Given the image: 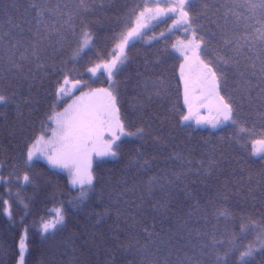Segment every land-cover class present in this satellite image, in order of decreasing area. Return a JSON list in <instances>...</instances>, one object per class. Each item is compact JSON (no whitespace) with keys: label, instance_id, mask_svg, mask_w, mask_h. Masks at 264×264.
Returning a JSON list of instances; mask_svg holds the SVG:
<instances>
[{"label":"trees","instance_id":"obj_1","mask_svg":"<svg viewBox=\"0 0 264 264\" xmlns=\"http://www.w3.org/2000/svg\"><path fill=\"white\" fill-rule=\"evenodd\" d=\"M33 3L39 0H0V95L7 98L0 103V264L17 263L24 231L25 264H218L217 257L220 264H241V252L249 249L247 264H264V159L252 146L264 139V83L259 63L250 67L248 50L236 57L239 71L225 68L227 86L221 82L236 123L200 128L181 121L186 107L174 42L183 33L167 32L173 16L149 25L128 45L114 78L125 129L137 134L119 142L116 158L93 163L92 190L81 202L80 189L65 173L29 162L28 150L71 98L56 94L65 77L82 81L80 91L108 82L102 71L94 78L88 69L114 55L149 0H48L47 7L61 12L45 14L44 25L55 23L60 35L39 45V61L31 56L37 39ZM235 3L242 0H195L190 6L191 29L211 40L212 49L224 34L244 35L243 17L250 15L244 7L233 8L239 21L225 17L226 5ZM85 32L91 44L77 56ZM204 59L216 57L210 50ZM152 81H163L165 90L157 95ZM57 207L63 223L43 234L41 224Z\"/></svg>","mask_w":264,"mask_h":264},{"label":"snow or ice","instance_id":"obj_2","mask_svg":"<svg viewBox=\"0 0 264 264\" xmlns=\"http://www.w3.org/2000/svg\"><path fill=\"white\" fill-rule=\"evenodd\" d=\"M83 2V0H81ZM195 0H175V3L166 4L165 7H157L153 12V18H159L161 14L164 16L175 14L174 23H183L192 27L194 19L189 14L190 6ZM48 0H39V4L33 3L31 5L32 10L35 11L37 17V30H36V43L31 46V56L39 61L41 59L39 45L42 44L49 36L55 34L60 35V29L57 28L55 23L50 25H44L45 14L55 15L61 12L59 6L56 8L47 7ZM242 6L250 13L249 16H244L243 19L246 22L244 29V35L240 37H229L224 34L220 38V46L212 49L211 40L206 41L203 36H198L196 30L192 29V39L185 45V60H193L194 65H189V71L195 67L199 72L198 83L200 84V94L196 95L197 89L190 84L189 77L185 76V65H181V79L184 81V104L188 107V114L182 115L181 121L188 122L192 119V106L194 103H198L200 107H205L208 103H212L215 107L219 117L214 121H205L203 117L196 121L197 124L211 123L212 127H216L219 124L226 122L236 123L234 118V107L231 99H226L225 96L220 94L221 82L224 86H227V74L225 68L229 66L236 67L239 71V61L236 59L238 55L242 53L244 49H247L250 55L247 57L252 61L250 67L256 69L257 62L259 63V79L261 83H264V0H242V3H235L232 6H227L228 11L225 13V17L229 14L233 15L237 21L241 19V14L233 10L234 7ZM145 11L152 12L151 9H145ZM145 12H140L137 17L136 26L131 28L126 36L122 38L121 44L118 46L120 51L123 52L127 46L129 39L133 36H142L143 33L140 29L147 25L140 22V18L144 17ZM71 15L68 16L66 23L71 21ZM255 21V23H250ZM44 26V34L41 35V26ZM187 30V29H185ZM85 36L88 33H84ZM163 36V33H161ZM85 44L77 49L76 55L78 56L84 51ZM17 44L12 45V49L15 50ZM215 55V61L211 59H204V57L210 54ZM27 51V50H26ZM190 53V55H189ZM12 55H15V51H12ZM27 59L24 53H20V60ZM127 60L126 54L122 57H117L109 64L104 65L108 69V78L111 81L115 75L121 71V65ZM13 66H16L13 62ZM38 68H42V64H37ZM100 66L96 68H90L88 71L95 73ZM253 75L256 72L253 71ZM240 75L243 76L244 72L241 71ZM70 81L65 77L63 85L57 89V96L61 99L69 95L67 86ZM246 84L250 85L251 81L246 80ZM149 82L145 81L144 87L147 89ZM152 86L156 89V94L159 95L161 91H164L163 81H152ZM81 86V81L76 80L73 84V88ZM261 92L264 93V87L261 88ZM6 97L0 95V103L6 102ZM49 120H54L56 128L52 131L53 140H49L47 143L51 145L48 149V160L54 166H62L69 168L70 174L73 176L71 183L80 185V199L81 202L86 199L89 192L92 190L93 177L85 169L78 166L77 161L87 158L89 145L92 144L95 139L101 134L102 130L107 128L112 132L110 141L108 142L107 150L97 153L101 156L116 157L117 150L113 147L117 140H120L121 136H132L137 133L127 132L125 125L120 118V109L118 107V99L116 95V85L113 83L110 88L96 89L89 93H83L81 96L73 100L63 112L55 113L54 116H50ZM190 126V125H189ZM117 132L119 134H117ZM138 132L142 133L143 129H139ZM44 140L41 136L37 139L36 144H40ZM257 144H264V139L256 141ZM35 144L28 150L27 157L31 161L36 153L33 151ZM255 155V153H254ZM264 159V156H261ZM148 161H145L142 167L148 165ZM71 164V166H70ZM90 167V164H89ZM72 168H75V172H72ZM27 181L29 178L24 177ZM152 181L149 182L148 194L152 193ZM220 215H224V212H220ZM63 223V215L61 211H57L56 219L51 223H45L43 225L44 231L48 232L50 229H55L57 225ZM215 241H213V244ZM252 250L241 252L240 261L241 264H247L245 257L251 256ZM24 246L21 245L20 261L19 264H23ZM227 256V254H225ZM218 264H220L221 258L217 257ZM226 264V260L224 261Z\"/></svg>","mask_w":264,"mask_h":264},{"label":"rangeland","instance_id":"obj_3","mask_svg":"<svg viewBox=\"0 0 264 264\" xmlns=\"http://www.w3.org/2000/svg\"><path fill=\"white\" fill-rule=\"evenodd\" d=\"M175 3V0H149V4L142 10L143 12H145L144 17L140 18V22L142 24L147 25L146 27L140 29V31L143 33L144 30L149 26L152 25L155 22H158L160 20L165 19L168 16H173L174 19L172 20V22L170 23L167 32H174V31H178L180 30L183 33V36L176 38L175 42H174V49L175 51L179 54V56L181 57V63H180V79H181V65H185V76L189 77L190 79V84L192 85V87L196 88V95L200 94V84L198 83V78H199V72L198 70L193 67L191 71H189V65H194V61L193 60H185V56H184V52H185V45L188 44V42L192 39V29L188 27V25L183 24V23H174L175 21V14H169L167 16H164L163 14H161L159 16V18H153V12L155 11V9H157V7H165L166 4H172ZM145 9H151L153 10L152 12H148L145 11ZM140 11V12H142ZM140 14V13H139ZM139 14L136 16L134 23L132 25V27H130L120 38V40L115 44L114 46V55L110 57V59L107 61H102L98 64H96L95 66H93L92 68H96L97 65H99L100 67L97 69V71L95 73H92V76L94 78H96V76L98 75V72L102 71L105 79L108 80V82L106 84H98L92 87H87L83 90H79L81 88V86L77 87V88H73L72 84L76 81L69 79L70 83L67 86L69 95L63 97L64 98H68L71 97L68 102H66V104L64 105V108H62L61 110L57 111L56 113L59 112H63L64 109H66L70 104L73 103V100H75L77 97L81 96L83 93H89L91 91H94L96 89H107L110 88V86L114 83V78L110 81L108 78V69L106 67H104V65L109 64L112 60L116 59L117 57H122L123 55L126 54V49L128 47V45L136 40L137 38H139L140 36H133L131 39H129L127 46L124 48L123 52L120 51V48L118 47L121 44L122 38L124 36L127 35V33L130 31L131 28L136 26V21H137V17L139 16ZM187 29V30H185ZM83 44H85V48H88L89 45L91 44V37L90 36H84L83 39ZM190 55V53H189ZM123 65H121L120 67H122ZM90 72V71H89ZM98 77V76H97ZM182 81V87H183V96H184V81L181 79ZM63 85V83H62ZM61 85V86H62ZM81 85H82V81H81ZM80 91L78 93H76L77 91ZM76 93V94H75ZM221 94V92H220ZM60 98V97H59ZM61 99V98H60ZM185 105V104H184ZM186 107V114H188V107L185 105ZM185 114V115H186ZM54 116V115H53ZM201 117L204 118L205 121H214L217 118L222 119V117H219V114L216 112L215 107L212 103H208L205 107H200V105L198 103H194L192 106V119L188 122L185 123H193L195 126L200 127V128H208L211 130H217L222 126L227 125L229 122L223 123V124H219L216 127H212L211 123H201V124H197L196 121L198 119H200ZM121 118V116H120ZM122 120V119H121ZM52 122V128L47 132V133H42L41 135H39L37 137L40 138L41 136L44 137V140L40 143V144H36L37 139L31 144L30 148L33 147V145L35 144V148H33V151L36 153V155L33 156V159L29 162H33V161H42L46 164L49 165H53L49 162L48 160V149L51 147L50 144H48L47 142L49 140H53L54 137H52V131L56 128V124L54 120H51ZM123 122V121H122ZM126 130V129H125ZM117 134H119L117 132ZM112 136V132L109 131L107 128L103 129L101 134L95 139V141L89 145V151H88V156L87 158L81 159L79 161H77V164L80 168L85 169L87 172H89L91 174V176L93 177V182H94V173L92 170V166L93 163L98 162V161H102V160H110V159H114L116 157H110V156H101V155H97V153L100 152H104L107 150V146H108V142L110 141ZM127 136H121L120 140H117L115 145H113L114 148H116L117 150V145L119 144V142L124 139ZM258 141V140H257ZM253 154L255 153L254 156H262L264 154V144H257L256 141H254L253 143ZM29 148V149H30ZM117 156V155H116ZM90 164V167H89ZM54 166V165H53ZM71 166V164H70ZM57 170L65 173L68 176V179L70 181V184L72 187L80 189V185H73L71 183L73 176L70 174L69 172V168H65L62 166H54ZM75 168H72V172H75ZM92 182V184H93ZM10 202L8 201L7 206H6V213L8 215L11 214L10 212ZM61 211L62 212V208L61 207H57L52 209L53 215L49 218L46 219V221H44L41 226H40V230L43 232V234L49 233L54 231L59 225H57V227L55 229H50L48 232L44 231L43 225L45 223H51L56 219V214L57 211ZM63 215V212H62ZM63 221H64V216H63ZM23 244L24 246V256H23V264H25V258H26V254H27V250H28V246H27V231H24V233L21 236L20 242H19V249L21 252V245ZM20 252H19V256H18V261L16 264H19L20 261Z\"/></svg>","mask_w":264,"mask_h":264}]
</instances>
